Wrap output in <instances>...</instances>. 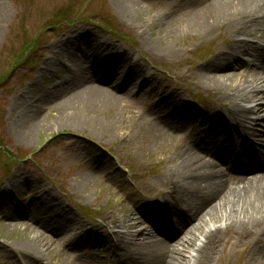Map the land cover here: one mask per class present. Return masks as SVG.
Masks as SVG:
<instances>
[{
  "label": "rangeland",
  "instance_id": "1",
  "mask_svg": "<svg viewBox=\"0 0 264 264\" xmlns=\"http://www.w3.org/2000/svg\"><path fill=\"white\" fill-rule=\"evenodd\" d=\"M186 1L0 0V264L123 263L119 257L125 251H107L109 243L101 248L94 239L111 240L112 225L126 231L120 222L125 227L133 215L142 218L136 201L144 209L157 199L158 207L175 206L164 200L167 175L184 141L177 134L166 136L156 125L154 111L173 108L161 96L195 112L192 117L174 114L193 122L192 128L229 103L222 89L203 83L198 73L219 47L229 44L228 26L210 38L199 36L187 26L189 11L173 8ZM252 42L254 49L264 46L259 38ZM121 58L142 68L141 78L148 79L144 96L118 105L102 98L87 109H69V116L82 123L61 124L68 102L85 106L87 100L72 89L51 102L53 91L82 75L91 77L100 62L114 69ZM241 59L257 61L247 55ZM247 79L249 74H235L226 83L243 88ZM257 117L264 118L255 115L247 126L263 135ZM256 138L264 147V136ZM35 205L43 217L68 215L75 222L64 240L33 223L27 227L26 216L35 215ZM260 217L253 222L244 217L248 228L225 229L218 256L209 264H256L249 253L264 239L260 233L254 236Z\"/></svg>",
  "mask_w": 264,
  "mask_h": 264
},
{
  "label": "bare ground",
  "instance_id": "2",
  "mask_svg": "<svg viewBox=\"0 0 264 264\" xmlns=\"http://www.w3.org/2000/svg\"><path fill=\"white\" fill-rule=\"evenodd\" d=\"M173 6L180 12L189 11L187 26H194L199 36L205 39L218 28L228 26L229 44L219 47L216 56L199 67L198 73L203 83L222 89L229 103L202 119L200 128H192L193 122L186 124L174 114L180 112L192 117L195 112L183 102L174 103L161 96L173 108L169 113L163 108L154 111L156 125L164 129L166 136L177 134L176 139L184 141L179 145L175 163L167 175L170 185L165 196L175 206L167 211L154 209L152 220V216L151 219L146 217L148 209L136 201V210L142 218L133 215L125 227L120 222V228L126 231L119 229L118 225L115 227L116 245H112L108 238V241L94 239L101 248L109 243L107 251H125L124 256L119 257L123 262L120 264H209L218 256L225 229L231 231L250 226L244 217L252 221L261 216L260 226L254 227L258 231L254 236L258 233L264 235V147L257 144V135H252V139L250 135L243 136L239 130L242 127L247 131V114L264 116V46L254 49L252 42L257 38L264 42V0H187ZM256 50L260 52L256 53ZM243 55L257 61L253 64L243 61ZM121 59L114 69L100 62V68L95 69L91 77L82 75L68 87L64 85L53 91L51 102L72 89H77V96L87 100L85 106L68 102L63 108L61 124L66 121L75 125L82 123L79 117L69 116V109H87L102 98L106 103L118 105L136 95L144 96L148 79L141 78L142 68ZM235 74L241 78L249 74L251 79H247L243 88H240L242 84H227L226 80ZM75 100L78 99L75 97ZM242 102L255 104L248 106ZM257 122H264V118H258ZM47 207L44 205L42 209ZM31 212L35 215L26 216L27 227L33 223L35 228L43 229L61 241L75 225L68 215L43 217L36 205ZM170 212L176 219H172ZM219 220L224 222V227L223 224L219 226ZM85 240L91 239L86 237ZM263 240L258 245L254 243L249 253L250 261L256 264H264ZM34 247L30 248L33 252L36 251ZM68 249L75 253L74 249ZM80 264L92 263L82 261Z\"/></svg>",
  "mask_w": 264,
  "mask_h": 264
},
{
  "label": "trees",
  "instance_id": "3",
  "mask_svg": "<svg viewBox=\"0 0 264 264\" xmlns=\"http://www.w3.org/2000/svg\"><path fill=\"white\" fill-rule=\"evenodd\" d=\"M114 23V22H113ZM111 30H112V33L114 34V32H115V34H116V30H117V28L113 25V24H111L110 25V27H109ZM118 31V30H117ZM114 34V35H115Z\"/></svg>",
  "mask_w": 264,
  "mask_h": 264
}]
</instances>
